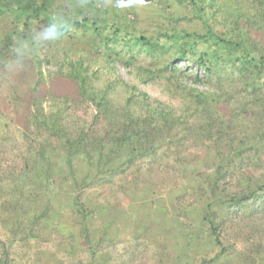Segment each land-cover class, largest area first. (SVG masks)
<instances>
[{
	"label": "trees",
	"instance_id": "16d2710c",
	"mask_svg": "<svg viewBox=\"0 0 264 264\" xmlns=\"http://www.w3.org/2000/svg\"><path fill=\"white\" fill-rule=\"evenodd\" d=\"M172 2L186 15L170 13L171 25L159 24L158 32L146 34L123 23L99 0H0V68L26 62L37 74L24 109L28 114L11 122L18 130L0 115V153L13 148L12 158L0 166L1 192L7 185L18 195L34 183L40 190L52 186L48 171L56 163L50 149L61 153L79 191L90 186V174L98 180L112 164V172L126 174L145 159L170 154L179 159L192 138L207 148L223 140L233 147L241 114L230 90L240 79L241 89L254 96L261 90L258 83H264V0H164L169 8ZM181 62L193 67H181ZM54 82L70 84L77 97L51 96L45 107V90L53 92ZM139 83L157 84L167 101L152 98ZM77 100L94 107L89 123L71 110ZM19 137L25 144H18ZM257 147L253 142L251 149ZM75 160L88 166L86 177H78ZM221 168L206 181L210 192L205 195L210 201L205 219L219 246L222 234L215 219L220 205L229 216L264 203V181L240 197L219 193L220 181L227 180ZM94 169L97 174L91 173ZM73 203L82 215L88 213L80 193Z\"/></svg>",
	"mask_w": 264,
	"mask_h": 264
},
{
	"label": "rangeland",
	"instance_id": "374dc122",
	"mask_svg": "<svg viewBox=\"0 0 264 264\" xmlns=\"http://www.w3.org/2000/svg\"><path fill=\"white\" fill-rule=\"evenodd\" d=\"M99 1L123 23L146 34L158 32L159 24L171 25L170 13L186 15L183 8L176 11L174 2L166 7L164 0ZM180 66L193 67V63L181 62ZM45 67L52 71V67ZM120 73L135 83L125 70ZM200 73L204 75L203 70ZM239 80L238 87L230 90L241 114L239 140L233 147L223 140L207 148L192 138L190 148L180 151L179 159L171 154L157 161L145 159L126 174L117 169L112 172V164L98 180L90 174V186L80 192L70 172L65 171L61 153L50 149L56 163L48 171L52 186L40 190L34 183L19 195L9 185L2 192L0 188V264H264V203L254 202L246 214L229 216L223 205L217 208L220 213L215 220L220 223L222 246L214 241L205 219L210 202L205 197L210 192L206 181L213 178L218 165L227 173V180L220 181L217 191L227 197H240L244 190H255L264 181V141L257 142L264 137V83H258L261 90L253 96L241 89ZM36 81L35 70L26 62L0 68V115L10 122L12 130L18 128L11 122L28 114L24 109ZM138 85L152 98L167 101L157 84ZM53 86V92L45 90V107H49L51 96L77 97L70 84L54 82ZM72 106L87 123L92 121L95 109L90 103L77 100ZM17 142L25 144L21 137ZM253 142L258 144L256 150L251 149ZM7 148L0 153V166L12 158L9 153L13 148ZM222 152L228 158H222ZM17 160L21 164V159ZM73 166L78 177L88 175L85 163L75 160ZM95 170L91 173L97 174ZM78 193L88 211L85 215L73 203ZM39 194L42 198L36 199ZM36 219L41 220L35 224Z\"/></svg>",
	"mask_w": 264,
	"mask_h": 264
}]
</instances>
